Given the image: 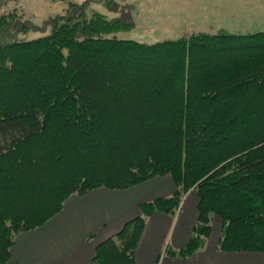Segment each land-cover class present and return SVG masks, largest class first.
<instances>
[{
    "label": "trees",
    "instance_id": "trees-1",
    "mask_svg": "<svg viewBox=\"0 0 264 264\" xmlns=\"http://www.w3.org/2000/svg\"><path fill=\"white\" fill-rule=\"evenodd\" d=\"M85 5L49 35L0 44V264L70 196L158 176L175 192L143 203L92 264H135L147 218L175 216L192 190L197 221L176 253L204 247L216 217L220 249L264 253V31L145 43L108 37L131 24Z\"/></svg>",
    "mask_w": 264,
    "mask_h": 264
},
{
    "label": "crops",
    "instance_id": "crops-1",
    "mask_svg": "<svg viewBox=\"0 0 264 264\" xmlns=\"http://www.w3.org/2000/svg\"><path fill=\"white\" fill-rule=\"evenodd\" d=\"M175 190L170 176H158L128 189L100 187L85 195L74 194L55 217L18 235L6 264H92L97 247L140 216L143 203L169 197ZM197 217L195 190L184 197L175 216L157 211L149 216L135 264H264V253L220 249L223 221L219 217L204 247L186 256L176 253L189 243ZM171 244L175 252L167 254Z\"/></svg>",
    "mask_w": 264,
    "mask_h": 264
},
{
    "label": "rangeland",
    "instance_id": "rangeland-1",
    "mask_svg": "<svg viewBox=\"0 0 264 264\" xmlns=\"http://www.w3.org/2000/svg\"><path fill=\"white\" fill-rule=\"evenodd\" d=\"M72 3L86 4L88 15L98 12L107 19L120 18L131 24L108 37L145 43L177 40L200 32L247 35L264 31V0H11L0 6V18L16 11L18 20L9 27L0 26V44L51 34L55 20L64 22L63 16L81 11L76 8L71 12ZM212 224L215 226V220ZM173 248L171 244L167 254Z\"/></svg>",
    "mask_w": 264,
    "mask_h": 264
}]
</instances>
